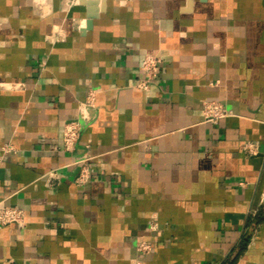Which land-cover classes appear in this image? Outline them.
I'll list each match as a JSON object with an SVG mask.
<instances>
[{"label":"crops","instance_id":"obj_1","mask_svg":"<svg viewBox=\"0 0 264 264\" xmlns=\"http://www.w3.org/2000/svg\"><path fill=\"white\" fill-rule=\"evenodd\" d=\"M98 1L86 29L81 0H0V202L26 213L0 264H264V0ZM206 100L235 116L205 122Z\"/></svg>","mask_w":264,"mask_h":264},{"label":"built area","instance_id":"obj_2","mask_svg":"<svg viewBox=\"0 0 264 264\" xmlns=\"http://www.w3.org/2000/svg\"><path fill=\"white\" fill-rule=\"evenodd\" d=\"M161 59L157 55L147 54L143 61L141 69L144 73V78L139 82L138 86L143 90H149L153 82L158 78ZM98 90L92 89L88 92L84 101L80 103L78 117L66 123L64 128L63 149L66 152H73L76 149L78 141L81 137L83 123L90 121L91 110L96 108ZM235 112L229 109L225 104L218 100H206L203 103V117L207 123L218 124L222 119L234 117ZM246 150L249 154H256L258 151V143L248 142ZM3 153L14 152L15 147L12 143H7L2 147ZM91 157L84 155L77 160L79 172L75 178L78 186L86 185L92 178V166L90 164ZM50 182L58 180V175L55 171L48 173ZM53 183V182H52ZM26 223L25 210L16 205H7L0 202V227L17 224L24 225ZM157 222L151 224L152 230H158ZM138 250L142 254H148L153 250L152 245L142 240L138 244Z\"/></svg>","mask_w":264,"mask_h":264},{"label":"water","instance_id":"obj_3","mask_svg":"<svg viewBox=\"0 0 264 264\" xmlns=\"http://www.w3.org/2000/svg\"><path fill=\"white\" fill-rule=\"evenodd\" d=\"M98 0H81V3L87 6L88 10V19L89 21L87 22L86 29L89 28L90 26V21L94 19L97 15L98 9L96 5L98 4Z\"/></svg>","mask_w":264,"mask_h":264},{"label":"bare ground","instance_id":"obj_4","mask_svg":"<svg viewBox=\"0 0 264 264\" xmlns=\"http://www.w3.org/2000/svg\"><path fill=\"white\" fill-rule=\"evenodd\" d=\"M39 2H40V0H39ZM45 2V1H44ZM46 3V2H45Z\"/></svg>","mask_w":264,"mask_h":264},{"label":"trees","instance_id":"obj_5","mask_svg":"<svg viewBox=\"0 0 264 264\" xmlns=\"http://www.w3.org/2000/svg\"><path fill=\"white\" fill-rule=\"evenodd\" d=\"M247 241H245V243H246Z\"/></svg>","mask_w":264,"mask_h":264}]
</instances>
